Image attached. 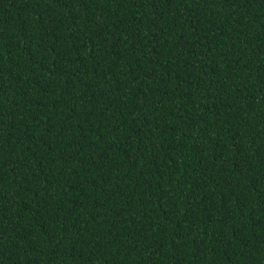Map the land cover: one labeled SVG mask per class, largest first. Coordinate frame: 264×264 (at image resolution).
Wrapping results in <instances>:
<instances>
[{
	"label": "trees",
	"instance_id": "1",
	"mask_svg": "<svg viewBox=\"0 0 264 264\" xmlns=\"http://www.w3.org/2000/svg\"><path fill=\"white\" fill-rule=\"evenodd\" d=\"M0 264H264V0H0Z\"/></svg>",
	"mask_w": 264,
	"mask_h": 264
}]
</instances>
